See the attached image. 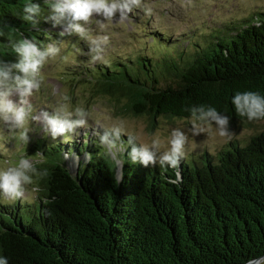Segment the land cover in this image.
Here are the masks:
<instances>
[{
  "label": "trees",
  "instance_id": "obj_1",
  "mask_svg": "<svg viewBox=\"0 0 264 264\" xmlns=\"http://www.w3.org/2000/svg\"><path fill=\"white\" fill-rule=\"evenodd\" d=\"M34 2L44 9L35 24L19 14L23 0H0V60H18L15 39L44 45L65 38L45 19L46 0ZM252 13L217 21L221 36L204 44L185 37L180 47L179 38L154 32L150 41L138 38L144 42L132 53L108 50L95 64L82 42L71 43L72 67L62 65L60 75L124 99L125 111L144 115L151 129L160 118H189L199 105L230 115L232 130L253 126L264 119L239 117L231 104L236 92L264 95V11ZM83 141L35 140V166L48 172L43 191L0 201V254L9 264H245L264 257V131L187 155L179 183L170 182L174 170L132 163L124 153L123 179L114 180L119 173L104 150ZM73 151L91 162L77 156L72 171L66 156Z\"/></svg>",
  "mask_w": 264,
  "mask_h": 264
},
{
  "label": "clouds",
  "instance_id": "obj_2",
  "mask_svg": "<svg viewBox=\"0 0 264 264\" xmlns=\"http://www.w3.org/2000/svg\"><path fill=\"white\" fill-rule=\"evenodd\" d=\"M46 3L49 5V13L45 19L55 25H62L67 21L66 31L77 34L88 42L91 59L95 61L103 60L101 53L107 37L90 38L86 27L88 23L97 16L103 17L105 21H113L119 14L120 20L125 19L134 10L141 8L142 0H46ZM19 14L35 24L44 16V9L34 0H23ZM0 35H4L2 30ZM12 48L18 55V60L13 63L0 60V122L10 125L13 139H17L16 133L24 131L25 134L20 139L28 143L30 128L26 125H30L33 120L42 122L45 135H50L53 139L62 138L64 142H77L81 135L80 129H85L84 136L102 148L103 156L111 160L117 169L119 174L114 180L120 182L123 179L121 169L125 161L118 159L120 153H124L126 160L132 163L174 170L175 178L170 179L171 183L182 180L179 168L189 151L188 135L183 129H174L168 140V147L162 150L159 138L145 142L140 132H130L123 121L111 124L96 122L95 126H91V113L83 107H73L66 94L51 110L41 109L37 114L32 98L39 92L43 82L41 70L60 54L61 46L55 42L41 45L31 39L20 38L13 41ZM14 95L19 96V101L13 99ZM231 104L239 117L248 121L264 119V95L259 92H236L231 97ZM189 111L192 136L206 133V139L217 144L233 140V132L229 127L231 117L227 113L210 105L193 106ZM89 162L90 154L85 157V163ZM47 175V169H38L25 156H20L15 162L9 157L5 163L0 164V201L22 200L26 186H31L35 198L43 191L40 182ZM0 264H9L8 257L0 254Z\"/></svg>",
  "mask_w": 264,
  "mask_h": 264
},
{
  "label": "rangeland",
  "instance_id": "obj_3",
  "mask_svg": "<svg viewBox=\"0 0 264 264\" xmlns=\"http://www.w3.org/2000/svg\"><path fill=\"white\" fill-rule=\"evenodd\" d=\"M145 9L150 11L146 12ZM262 11H264V0H142L141 8L134 10L125 19L120 20L119 14L113 18V21H105L103 17L97 16L86 27L90 38L107 37V43L104 45L101 55L108 50H113L119 54H128L144 42L142 39L146 35H150L148 41L152 40L151 33L154 32H162L168 35L171 40L179 38L180 47L187 46L183 43L185 37L191 41H200L201 44H204L203 42L213 37L221 36V30L216 25L217 21L241 20L248 13L259 14ZM54 30L61 34L65 33L63 34L65 38L59 42L60 54L50 60L41 70L43 82L39 92L32 98L37 114L41 109L51 110L56 102L66 94L69 96V102L73 107L80 106L91 113L93 117V120L90 121L91 126H95L96 122L111 124L112 122L123 121L130 132H140L145 142L159 138L162 150L168 147L171 132L176 128L183 129L188 135V155H200L206 150L215 152L225 145L206 139V133L197 137L192 136L188 118H160L155 127L151 129L150 122L144 115H134L125 111L124 99L100 93L92 84L87 82L75 84L67 81L60 75V72L62 65L72 67L73 61L69 46L78 41L82 42L88 50H90V46L77 34L66 31V25L54 27ZM141 37L142 39L139 40L138 38ZM191 48H196V45L191 46ZM83 56L91 57V54L88 51ZM87 62L95 64L98 60ZM13 99L19 101L20 98L18 95H14ZM26 127L30 128L28 143L20 139L25 134L24 131L16 133L17 139H13L10 125L0 122V164L5 163L9 157H11L12 162H15L20 156L27 157L34 165L41 162V159L34 155L33 144L37 138L40 139L45 134L43 124L41 121L33 120ZM80 131L79 142L83 141L85 129H80ZM230 131L233 132V140L247 141L252 135L264 131V120L256 122L253 126L242 125L233 130L230 129ZM59 140L62 141V138ZM77 156L75 151L66 156L72 171H76L78 167V158L84 159L86 157V155L78 156V158ZM24 197H34L30 186L25 187ZM5 201L3 200V202ZM256 263L264 264V259Z\"/></svg>",
  "mask_w": 264,
  "mask_h": 264
},
{
  "label": "water",
  "instance_id": "obj_4",
  "mask_svg": "<svg viewBox=\"0 0 264 264\" xmlns=\"http://www.w3.org/2000/svg\"><path fill=\"white\" fill-rule=\"evenodd\" d=\"M262 259H264V257H261V258H257V259H253L245 264H255L256 262H259L261 261Z\"/></svg>",
  "mask_w": 264,
  "mask_h": 264
},
{
  "label": "bare ground",
  "instance_id": "obj_5",
  "mask_svg": "<svg viewBox=\"0 0 264 264\" xmlns=\"http://www.w3.org/2000/svg\"><path fill=\"white\" fill-rule=\"evenodd\" d=\"M256 264H258V263H256Z\"/></svg>",
  "mask_w": 264,
  "mask_h": 264
}]
</instances>
